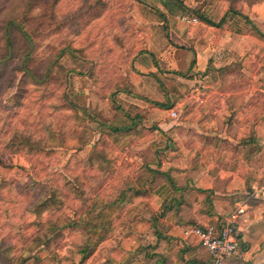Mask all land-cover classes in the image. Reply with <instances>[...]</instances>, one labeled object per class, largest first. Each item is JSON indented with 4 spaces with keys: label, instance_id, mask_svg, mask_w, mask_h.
I'll use <instances>...</instances> for the list:
<instances>
[{
    "label": "crops",
    "instance_id": "1",
    "mask_svg": "<svg viewBox=\"0 0 264 264\" xmlns=\"http://www.w3.org/2000/svg\"><path fill=\"white\" fill-rule=\"evenodd\" d=\"M235 7L216 18L204 11L209 22L183 32L170 10L144 28L157 35L138 52L132 74L139 92L143 75L141 89L150 95L124 94L157 121L142 129L149 135L142 141L146 176L116 201L90 192L86 207L44 214L47 238L13 264H207V253L183 228L215 224L237 206L244 210L238 252L227 264H264V0ZM177 41L185 47L179 55ZM162 64L168 75L188 72L176 122L162 119L180 106L176 99L159 103Z\"/></svg>",
    "mask_w": 264,
    "mask_h": 264
},
{
    "label": "rangeland",
    "instance_id": "2",
    "mask_svg": "<svg viewBox=\"0 0 264 264\" xmlns=\"http://www.w3.org/2000/svg\"><path fill=\"white\" fill-rule=\"evenodd\" d=\"M259 1L0 0V61L9 58L0 64V264L38 252L48 234L44 214L86 207L90 192L116 201L146 176L142 129L157 121L127 94L150 95L141 89L143 75L139 92L132 73L138 52L157 35L144 33L154 17L197 10L216 18ZM10 20L16 27L6 26ZM176 45L179 55L184 43ZM179 71L184 78L163 64L157 73L159 103L179 100L176 119L162 116L167 122L183 117L188 72ZM124 126L133 127L114 132Z\"/></svg>",
    "mask_w": 264,
    "mask_h": 264
},
{
    "label": "built area",
    "instance_id": "3",
    "mask_svg": "<svg viewBox=\"0 0 264 264\" xmlns=\"http://www.w3.org/2000/svg\"><path fill=\"white\" fill-rule=\"evenodd\" d=\"M186 26H195L199 20L190 13L177 17ZM170 116L177 118L175 111ZM244 210L237 206L230 213L218 219L217 223L205 227L191 226L183 228L186 238L193 237L208 255L207 264H227L238 252L237 223Z\"/></svg>",
    "mask_w": 264,
    "mask_h": 264
},
{
    "label": "trees",
    "instance_id": "4",
    "mask_svg": "<svg viewBox=\"0 0 264 264\" xmlns=\"http://www.w3.org/2000/svg\"><path fill=\"white\" fill-rule=\"evenodd\" d=\"M190 14H192L194 17H196L198 20H200V21H204V22H209V20L204 16V14L203 13H199L197 10H194L192 13L190 12ZM6 26H8V28H10V27H12V26H15L16 27V23H15V21H13V20H10V21H8L7 23H6ZM20 30H22V29H20ZM7 41H8V39H7ZM9 45V44H8ZM7 57H9V53L7 54ZM9 58H5L4 60H2V61H0V64H2L3 62H5L6 60H8ZM157 106H159V107H162L161 105H159V104H156ZM133 126H130V127H121V128H117V129H115V131L114 132H116V133H118V132H124V131H128V130H130L131 128H132Z\"/></svg>",
    "mask_w": 264,
    "mask_h": 264
}]
</instances>
